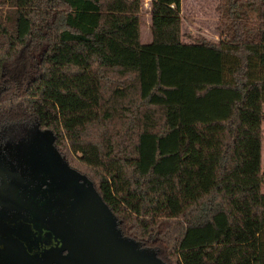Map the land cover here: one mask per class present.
<instances>
[{"label":"trees","instance_id":"obj_1","mask_svg":"<svg viewBox=\"0 0 264 264\" xmlns=\"http://www.w3.org/2000/svg\"><path fill=\"white\" fill-rule=\"evenodd\" d=\"M0 0V126L53 134L123 234L164 264H264V0Z\"/></svg>","mask_w":264,"mask_h":264},{"label":"flooded vegetation","instance_id":"obj_2","mask_svg":"<svg viewBox=\"0 0 264 264\" xmlns=\"http://www.w3.org/2000/svg\"><path fill=\"white\" fill-rule=\"evenodd\" d=\"M36 127L0 126V264H45L53 250L63 246L50 214L68 200L71 177L53 162L37 160L23 171L12 164L14 158L19 162L13 149L28 142ZM44 154L45 160L49 158L46 149ZM20 162L25 164V158ZM48 167L54 170L51 178L46 175Z\"/></svg>","mask_w":264,"mask_h":264},{"label":"water","instance_id":"obj_3","mask_svg":"<svg viewBox=\"0 0 264 264\" xmlns=\"http://www.w3.org/2000/svg\"><path fill=\"white\" fill-rule=\"evenodd\" d=\"M38 131L41 129L33 131L28 142L15 146L13 155L19 157V162L14 158L12 164L23 171L37 160L53 162L61 173L71 177L68 200L59 211L50 214L55 219L57 228L53 227L55 232L58 231L63 246L53 250L45 264H164L154 249H143L123 234L114 212L93 182L69 166L55 147L54 137L52 140ZM45 149L49 154L46 160ZM24 158L25 164H22L20 159ZM47 172L51 178L54 170L48 167ZM73 182L79 186L76 188Z\"/></svg>","mask_w":264,"mask_h":264},{"label":"rangeland","instance_id":"obj_4","mask_svg":"<svg viewBox=\"0 0 264 264\" xmlns=\"http://www.w3.org/2000/svg\"><path fill=\"white\" fill-rule=\"evenodd\" d=\"M143 24H142V43L146 44L151 41L152 34L150 30L151 25V7L149 6L150 0H143ZM220 0H182V32L183 41L191 43L199 37H204L208 40L218 42L220 40V34L218 27L221 23V15L218 10ZM38 127H36L37 129ZM39 129V128H38ZM46 136L51 137L53 140V134L48 130H41ZM264 132V122H263ZM263 166H264V141H263ZM264 191V186H263ZM132 239V238H130ZM134 240L143 249H154L151 247L143 246L139 241ZM155 250V249H154ZM156 251V250H155Z\"/></svg>","mask_w":264,"mask_h":264},{"label":"crops","instance_id":"obj_5","mask_svg":"<svg viewBox=\"0 0 264 264\" xmlns=\"http://www.w3.org/2000/svg\"><path fill=\"white\" fill-rule=\"evenodd\" d=\"M149 6L151 7V0H150V4H149Z\"/></svg>","mask_w":264,"mask_h":264}]
</instances>
